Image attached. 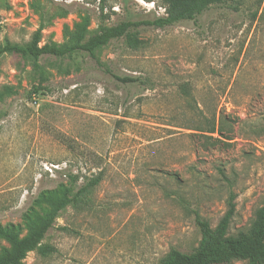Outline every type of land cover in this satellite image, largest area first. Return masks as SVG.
I'll return each instance as SVG.
<instances>
[{
    "label": "rangeland",
    "instance_id": "1",
    "mask_svg": "<svg viewBox=\"0 0 264 264\" xmlns=\"http://www.w3.org/2000/svg\"><path fill=\"white\" fill-rule=\"evenodd\" d=\"M161 0H0V44L69 43L87 17L144 21ZM96 51L0 55V226L23 236L68 174L97 185L56 218L25 264H159L193 250L197 213L247 232L264 202V0H219L194 20L135 28ZM118 76L139 77L121 83ZM214 127V132H207ZM0 235V251L9 248ZM228 264H247L232 260Z\"/></svg>",
    "mask_w": 264,
    "mask_h": 264
},
{
    "label": "trees",
    "instance_id": "2",
    "mask_svg": "<svg viewBox=\"0 0 264 264\" xmlns=\"http://www.w3.org/2000/svg\"><path fill=\"white\" fill-rule=\"evenodd\" d=\"M219 0H161L164 13L144 21H121L115 25L100 24L94 33H87V17L78 32L71 41L66 44L56 45L44 43L38 45L39 31L37 30L31 40L20 45L5 41L0 44L1 54H16L28 57L36 61L42 55L57 58H68L76 53H85L93 58L98 65H102L96 56V51L106 45L111 39L124 37L125 43L130 48H138L142 40L138 38L136 27L140 25H152L162 28L181 21L194 20L210 5ZM112 77L121 83L141 82L139 77L118 76ZM10 88H0V102L9 94ZM207 132H214L211 127ZM100 176L88 179L82 185H77L76 178L68 174L66 187L62 195L53 197L49 201V210L38 216L28 227L23 236H19L13 225L0 226V235L9 242V248L0 251V264H25L24 259L28 252L36 250L41 256H46L55 251L53 246L42 244L46 232L53 227L56 218L68 205H76L82 200L91 188L98 184ZM234 212L233 195L227 202V209L212 228L208 221L202 219L197 213L195 221L200 232L197 246L183 252L176 248H170L161 258L159 264H228L232 260H244L247 264H264V202L256 210L255 218L247 232H239L236 235H228L227 230Z\"/></svg>",
    "mask_w": 264,
    "mask_h": 264
}]
</instances>
